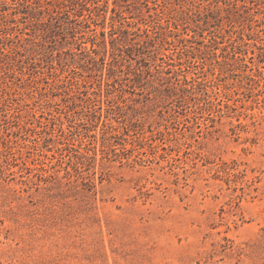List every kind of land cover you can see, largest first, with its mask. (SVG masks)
<instances>
[{
  "label": "rangeland",
  "instance_id": "374dc122",
  "mask_svg": "<svg viewBox=\"0 0 264 264\" xmlns=\"http://www.w3.org/2000/svg\"><path fill=\"white\" fill-rule=\"evenodd\" d=\"M0 264H264V0H0Z\"/></svg>",
  "mask_w": 264,
  "mask_h": 264
}]
</instances>
